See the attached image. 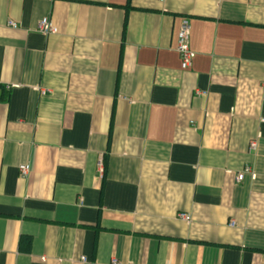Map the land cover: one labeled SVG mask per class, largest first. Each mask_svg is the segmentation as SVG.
Here are the masks:
<instances>
[{"label": "crops", "instance_id": "0c3cea01", "mask_svg": "<svg viewBox=\"0 0 264 264\" xmlns=\"http://www.w3.org/2000/svg\"><path fill=\"white\" fill-rule=\"evenodd\" d=\"M0 264H264V0H0Z\"/></svg>", "mask_w": 264, "mask_h": 264}, {"label": "built area", "instance_id": "2783aa9c", "mask_svg": "<svg viewBox=\"0 0 264 264\" xmlns=\"http://www.w3.org/2000/svg\"><path fill=\"white\" fill-rule=\"evenodd\" d=\"M9 24L14 28L19 27L18 23L15 21H11ZM39 30L44 34H53V33H57L58 28L48 17H45L41 20L39 24ZM190 34H191V23L187 18H185L181 23V27L179 31V41L177 47V50L182 59L183 68L189 67L192 64V60L196 55V53L190 47ZM253 147H255V143L253 144ZM19 167L21 174L26 175L31 169V164L25 162V163H21ZM243 176L244 173L241 172L239 173L238 177L239 179H242ZM179 217L184 219H190L191 216L186 212H181L179 214ZM232 224H234V222Z\"/></svg>", "mask_w": 264, "mask_h": 264}]
</instances>
